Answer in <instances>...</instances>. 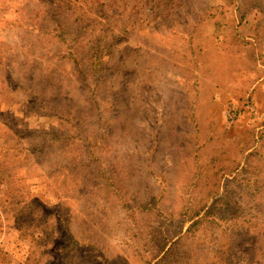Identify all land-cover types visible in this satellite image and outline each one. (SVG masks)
Wrapping results in <instances>:
<instances>
[{
	"label": "rangeland",
	"instance_id": "1",
	"mask_svg": "<svg viewBox=\"0 0 264 264\" xmlns=\"http://www.w3.org/2000/svg\"><path fill=\"white\" fill-rule=\"evenodd\" d=\"M157 2L0 0V264L14 208L61 211L56 264H264V0Z\"/></svg>",
	"mask_w": 264,
	"mask_h": 264
},
{
	"label": "trees",
	"instance_id": "2",
	"mask_svg": "<svg viewBox=\"0 0 264 264\" xmlns=\"http://www.w3.org/2000/svg\"><path fill=\"white\" fill-rule=\"evenodd\" d=\"M166 2H162V0H159V3L157 2L156 5L158 7H162L160 5H164L165 7ZM167 6V5H166ZM58 15V16H57ZM61 12L54 13L51 17H59L60 19H63L61 16ZM67 22V23H66ZM87 22H83V20L80 18L78 21H75V23L70 22L67 18H65L60 26L58 27L61 31L60 37L63 39L62 41H66V36L72 35V30L76 33H82L85 34L86 28L89 29L90 26L93 24L86 26V28L82 27ZM76 25V26H75ZM72 27V29L70 28ZM65 35V36H64ZM96 39V38H95ZM97 50H94V54L90 58V62L88 63L90 71L96 72L101 75V79H103L102 75L104 74V69L106 65V61L103 59L102 52L98 50V47L96 46ZM91 66V67H90ZM81 72V71H80ZM83 73V72H82ZM88 72H85V76ZM90 73V72H89ZM38 147V146H37ZM39 148H42L39 146ZM46 149V147H43ZM18 151L21 153H29L30 150L27 148H17V144L13 145H4L0 144V158L7 157L9 153L12 151ZM21 179V178H20ZM14 208V207H13ZM9 209V208H7ZM14 217L17 222H15L16 225H18L21 238L30 242L31 247L27 250V264H56L61 259H67L68 255L66 254L67 251H65L66 247H70L79 243V241H76L73 243V240L76 238V235H74L68 226V223H65L62 218H59V214L61 211L57 210H45V214H36L31 213L30 217H22L20 213H22V210H16V208L13 209ZM91 210L89 213L85 215V218H82V220L88 221L91 219L92 214H94ZM31 218H36V221H32ZM23 220L24 223H20L18 221ZM27 222V223H26ZM69 238L70 241H69ZM69 241V242H68ZM72 244V245H71ZM3 256V260H7L8 253L1 252ZM38 254V257L36 255ZM29 261V262H28ZM30 261L32 263H30Z\"/></svg>",
	"mask_w": 264,
	"mask_h": 264
}]
</instances>
